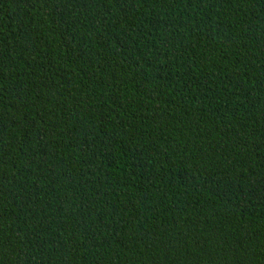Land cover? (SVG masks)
Returning a JSON list of instances; mask_svg holds the SVG:
<instances>
[{
	"label": "trees",
	"instance_id": "obj_1",
	"mask_svg": "<svg viewBox=\"0 0 264 264\" xmlns=\"http://www.w3.org/2000/svg\"><path fill=\"white\" fill-rule=\"evenodd\" d=\"M0 264H264V0H0Z\"/></svg>",
	"mask_w": 264,
	"mask_h": 264
}]
</instances>
